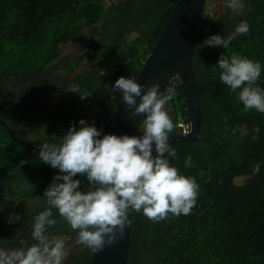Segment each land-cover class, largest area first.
<instances>
[{
    "label": "trees",
    "instance_id": "16d2710c",
    "mask_svg": "<svg viewBox=\"0 0 264 264\" xmlns=\"http://www.w3.org/2000/svg\"><path fill=\"white\" fill-rule=\"evenodd\" d=\"M175 2L0 0V247H22V240L36 243L34 216L48 206L43 193L59 171L25 143L39 148L59 143L73 122L80 127L81 118L103 128L121 95L111 85L120 76L136 77ZM244 3L239 15L223 11L208 20L203 7L195 38L192 61L201 128L196 140L171 144L176 156L168 159L182 174L196 178L197 203L187 215L169 213L161 220L130 210L127 264H264V112L244 110L239 89L220 80L218 65L221 54L237 53L264 66V0ZM241 20L248 21L250 30L238 34L227 49L204 44L212 34L226 37ZM84 30L92 39V56L98 62L115 61L112 72L89 68L71 76L81 58L62 56L61 45L77 41ZM256 83L264 87V67ZM71 86L90 103L73 99ZM168 88L176 90L168 103L177 123L172 133H180L178 123L189 122L187 101L178 79L162 92ZM143 120L132 135H141ZM243 125L245 135L233 131ZM189 155L192 165L185 166ZM237 177L243 178L238 182ZM80 179L81 190L90 187ZM15 213L20 219L9 223V214ZM53 215L58 222L47 229L50 236L77 238L78 230L58 210ZM91 256L92 250L78 242L64 264H90Z\"/></svg>",
    "mask_w": 264,
    "mask_h": 264
},
{
    "label": "clouds",
    "instance_id": "9594fccd",
    "mask_svg": "<svg viewBox=\"0 0 264 264\" xmlns=\"http://www.w3.org/2000/svg\"><path fill=\"white\" fill-rule=\"evenodd\" d=\"M227 7L239 15L245 3L244 0H227ZM249 30L248 21L241 20L226 37L216 33L203 42L227 49L238 34ZM218 65L220 80L233 91L239 89L238 99L244 110L264 112V87L256 83L264 67L261 62L233 53L230 57L221 54ZM145 87L147 90L142 91ZM159 89V83L146 86L130 76H120L111 85L110 90L121 94L120 98L134 116L143 114L139 136L104 133L102 128L81 118L80 127L73 122L59 143L40 145L39 158L59 171L43 193L48 206L34 216L31 236L36 243L26 245L22 240V247H0V264H64L65 239L50 236L47 231L58 222L53 209L78 230V242L93 252L125 236L132 209L142 210L152 220L164 219L169 213L179 216L191 212L197 203L200 185L194 176L182 174L168 159L176 156L169 136L177 123L170 117L166 105L175 97L176 90L168 88L162 92ZM233 131L245 135L247 125ZM253 131L259 133V125H255ZM25 163L27 160L20 161V164ZM184 163L192 165L191 155ZM80 177L90 185L87 191L80 189ZM19 219V213L9 214L8 222Z\"/></svg>",
    "mask_w": 264,
    "mask_h": 264
},
{
    "label": "water",
    "instance_id": "95a60500",
    "mask_svg": "<svg viewBox=\"0 0 264 264\" xmlns=\"http://www.w3.org/2000/svg\"><path fill=\"white\" fill-rule=\"evenodd\" d=\"M204 4L205 0H176L153 48L135 77L138 83L146 86L159 83L160 91H163L172 80H179L189 111V131L170 133V144L196 140L201 128L200 97L192 58ZM146 90L145 87L142 91ZM142 117V113L134 116L120 98L102 128L103 132L132 135ZM25 144L37 151L40 150L35 145ZM94 188L95 185H93ZM130 236L129 212V224L125 229V236L112 245H106L102 250L92 251L90 264H127Z\"/></svg>",
    "mask_w": 264,
    "mask_h": 264
},
{
    "label": "rangeland",
    "instance_id": "374dc122",
    "mask_svg": "<svg viewBox=\"0 0 264 264\" xmlns=\"http://www.w3.org/2000/svg\"><path fill=\"white\" fill-rule=\"evenodd\" d=\"M116 1V0H115ZM108 5V1L105 2V6ZM205 12L204 16L206 20H208L211 17H215L218 14H220L223 11H232L227 7V0H208L204 6ZM90 36L86 33V30H84L83 33H81L78 37V40L75 42H68L66 44L61 45V55L62 56H78L81 58V65L78 69L74 70L71 73V76H73L75 73L82 71L83 69H89V68H99L103 70L106 73H110L113 70V67L115 65V61L110 62L109 60L105 62H98L97 59L92 56L88 46L91 42ZM68 94L73 99H79L82 100L83 103L86 105L89 104V99L82 93H79L76 87L71 86L68 90ZM166 108L170 115V107L166 105ZM142 129V125H141ZM31 137V136H30ZM243 177H237L236 180L240 182ZM64 238L66 241V251H72L76 250L78 248V239L75 235L72 236H64L61 237Z\"/></svg>",
    "mask_w": 264,
    "mask_h": 264
},
{
    "label": "built area",
    "instance_id": "2783aa9c",
    "mask_svg": "<svg viewBox=\"0 0 264 264\" xmlns=\"http://www.w3.org/2000/svg\"><path fill=\"white\" fill-rule=\"evenodd\" d=\"M178 126L181 127V133H187L189 131V122L188 123L179 122ZM185 128H187L188 131H185Z\"/></svg>",
    "mask_w": 264,
    "mask_h": 264
}]
</instances>
